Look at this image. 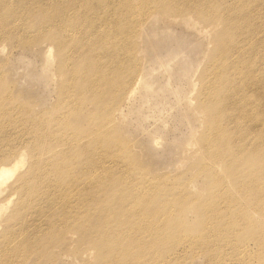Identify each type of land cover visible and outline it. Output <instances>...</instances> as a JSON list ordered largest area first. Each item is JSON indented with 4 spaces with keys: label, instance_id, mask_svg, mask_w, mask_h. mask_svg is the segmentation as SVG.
I'll use <instances>...</instances> for the list:
<instances>
[{
    "label": "rangeland",
    "instance_id": "rangeland-1",
    "mask_svg": "<svg viewBox=\"0 0 264 264\" xmlns=\"http://www.w3.org/2000/svg\"><path fill=\"white\" fill-rule=\"evenodd\" d=\"M67 1L70 3L68 6H71V3L80 0H9L5 7L0 8L1 17L2 14L9 13L11 6L15 8L18 2L21 8L15 9L16 16L25 15L26 18L22 25H30V29L26 30V35H22L15 29L14 32L12 31L13 36L0 40V98H2L0 101H3L0 103V132L3 131L4 126H7L8 130V132L0 133V164L12 160L10 158L23 152L25 163L18 173L20 175L30 168L31 160L39 162L40 159L43 161V171L48 169L47 171L51 172L59 167V170L63 169L64 173L72 175L73 172L75 176L74 169H76V173H80L81 181H86L84 178L91 169L92 176H99L100 170L97 169L99 166L96 167L95 164L97 150L100 151L101 156L115 155L119 156L120 160L126 158L134 166L122 161V163L110 164L111 161L106 160V164L101 167L104 169L113 168L116 175L124 174L126 178L129 177V181H134V184L140 182L139 178L145 177L144 183L154 186L155 194L163 193L171 201V206H173L171 214L175 212L172 218H175L178 210L184 212L181 226H185V228L177 237L179 242L172 243L171 239L167 237L164 246H160V251L163 250L164 253L170 251V248L174 249V253L178 251L179 254H176L180 258L178 257V260L176 259L172 264H212L213 262H215L214 264H264V200L248 202L245 204V208L243 205L240 206L245 211V217H250L249 222L253 231L252 228L250 233L243 231L240 237L235 238L232 236V229L238 230L243 224L240 221L241 216L236 213L238 207L235 202L247 201L248 189L244 187L245 182L241 180L242 186L238 187L232 183V178L223 169L215 168L214 175L219 178L220 184L214 186L212 183L214 175L212 177L204 170L202 171L203 165L209 162L201 145L202 140L210 137L209 132L215 127V115L205 108L206 88L213 83L215 76L219 75L218 78L222 80L221 85L230 91L231 80L226 83L224 80L232 68L242 61L241 59L239 63L223 70L214 67V59L219 56L221 48L217 37L219 40L222 37L226 41L230 40L229 36L224 33V25L205 21L192 11H185L175 17L177 13L173 12L170 7L166 5L161 8L155 7L151 0H128L134 6L135 19L132 22L134 23L136 19L139 21L143 17L142 12L151 9L155 11L152 15L156 16V29L151 26L135 28L132 22L129 24L130 26L128 25L129 28L134 26L133 29L138 32L136 36L134 35L131 44L129 43L136 51L132 55L134 59L129 56L125 62L137 63L138 72L147 70L149 67L155 69L151 76L154 89L160 85L163 86L162 84L167 82L169 77V88H163L162 94L159 91V94H156L155 98L147 105H142L140 93L132 99L130 104H126L121 95L122 91L114 92L112 90L110 94L105 91L109 87V82H105L107 85H102L104 91L99 93L97 90L96 94L91 92L93 96L88 98L99 99L103 106L110 107L111 115L108 117V115H104L105 111H100L92 101L88 100L83 88H79L74 94H69L71 105L74 107L67 102H62L60 98V86L65 85L66 77L70 73H81L85 68L92 67L95 61L102 59V56L99 53L86 55L87 43L85 42L78 44L77 41L69 44V46L76 45L78 47L79 55L74 54L72 57L63 58L62 49L66 48L67 43L64 45L53 44L46 35L39 37L35 42L32 41L37 38L38 33V28L34 29L33 25L43 19L39 14L46 12L45 16L58 19L63 14L60 4H65ZM113 1L121 3V0ZM83 2L89 3V5L97 4L96 0H83ZM122 10L121 12L124 13L125 10ZM65 15L68 16V14ZM49 26L52 28L48 31L49 33L60 29L56 23H51ZM201 29L208 31L205 37H202L198 32ZM124 47L125 43L120 41L115 49L119 51ZM48 48L50 49L49 53H47ZM175 50L178 51V54H170ZM62 59L65 60L64 63L61 62ZM101 73H103L101 76H104L106 70L102 68ZM84 78L90 79L87 75ZM100 79L102 80L103 77ZM109 79L114 84L117 77L109 75ZM171 87L176 89L179 96L175 95ZM118 88L121 89V85ZM230 92L234 93V91ZM78 100L82 102H78ZM150 110H159L160 119L157 120L152 116L148 117V120L145 119L144 114ZM95 121L101 124V128L99 124L95 125ZM27 125L31 129L40 126L43 129V134H47L46 136L51 138L50 140L48 138L47 143L38 142L35 154L30 153L33 140L29 139V133H25ZM90 126L93 127L88 130ZM92 129L94 132L91 135ZM157 129H162L163 132L156 146L152 144L151 133ZM57 137L65 141L70 138L74 139L78 143L70 149L76 148V150L68 156V152L71 153L69 145L56 143L54 139ZM96 138H99L100 147L98 149L94 147V145L98 146L97 143H94ZM148 142H151V145ZM212 143L218 147L221 145L218 140H214ZM111 145H114L113 149H111ZM122 147L127 150L125 152L118 151ZM9 153L13 155L7 157ZM31 168L33 167L31 166ZM51 176L56 180V184L62 183L56 177L55 172L51 173ZM61 177L65 181L68 180L65 175H61ZM89 182H91V187L94 186L93 179ZM111 182L108 180L106 184ZM67 183L72 185L71 182ZM106 184L104 186L96 185L94 189L97 191L94 196L90 189L86 191L81 188L79 190L82 195L90 194L89 204L93 211L85 220L82 231L95 229L97 223L94 218L95 212L105 216L100 208L102 204L105 205L104 209L107 210L109 216L115 217L110 212H116L117 207L111 208V201L107 199L110 190ZM129 185L132 186V183ZM13 193L14 191L10 189L1 196V200H7L10 197L13 199L7 207H4L6 211L0 215V240L3 239V236H10L12 230L13 233L17 231L14 234L16 236L14 242L18 243H12L9 246L11 254L24 251L22 259L17 264H105L96 250V243L103 235L101 227L97 228L95 232L92 231L90 238L87 235H81L79 231L66 229L67 223L64 221L66 215L60 210L57 211V208L46 210L47 212L41 213L43 215L38 214L35 217V214H32L33 217L29 219L26 228L27 236H34H29L30 238L26 236L30 242L26 243L27 238H24L22 244V228L19 224L22 218H17L16 209V202H19L20 194L13 195ZM156 208H160L158 203L152 204L148 210ZM214 210H216V222L212 220ZM14 211L15 213H13ZM68 212L72 213L73 210H68ZM201 215L209 216L204 225L200 222ZM121 221L123 220L117 217L114 223ZM33 222L35 223L33 224ZM208 222L212 226L213 224L217 225L216 237L220 241L215 246L213 245L214 247H208L200 236L202 228L205 230V226L208 227ZM168 224L175 223L169 221ZM37 225H39V229ZM37 229L39 231L41 229L42 232ZM74 229H76L75 226ZM244 229L246 230L247 227ZM47 230L51 231V235ZM58 232L59 234H57ZM18 234L20 235L18 236ZM36 234L41 237L39 238ZM118 235H121L120 230H114L107 235L108 238H103V243L105 245L110 243L112 241L110 238L114 240ZM206 236L209 237V234ZM227 237H229L228 246L225 244ZM33 240H36L34 242L36 244H33ZM118 242L130 246L129 239L126 240L123 236ZM131 246L133 247L134 244ZM2 249L3 247H0V251ZM199 250L201 251L199 252ZM88 252H93L92 258L87 256ZM220 256H224L225 260L219 259ZM12 259L10 263V258L7 259V264H12L14 261Z\"/></svg>",
    "mask_w": 264,
    "mask_h": 264
},
{
    "label": "bare ground",
    "instance_id": "bare-ground-1",
    "mask_svg": "<svg viewBox=\"0 0 264 264\" xmlns=\"http://www.w3.org/2000/svg\"><path fill=\"white\" fill-rule=\"evenodd\" d=\"M8 1L9 0H0V8L5 7V4ZM151 1L152 4H155V7L161 8L164 5L170 7L173 12L177 13L175 17L180 13H185V11H192L202 17L205 21H213L214 24L219 23L221 25L222 23L224 25V33L229 36L230 40L226 41L223 37L219 40L217 37V42L221 43V48L218 53L219 56H216L214 59V67H217L218 70L232 67L242 59L238 65L236 64L235 68H232L230 74L227 75L224 80L225 83L231 80L229 87H232L230 88V91H234V93H231L227 88L221 85L222 80L218 78L219 75H216L213 83L206 88L207 101L205 102V108H208V110L211 111L210 113L213 112V115H215V127L209 132L211 136L204 138L201 144L206 153L205 156L210 162L209 166V162L206 163V165H203L204 167L202 168V171L204 170L205 173L207 172L212 176L214 175L215 168H219V170L221 168L232 178L231 181L234 185L241 187L242 180V182H245V185L243 184L244 187L248 189L247 201L235 202L236 207H238L236 213L241 216L240 221L243 222L238 230L232 229V236L238 238L243 231L250 233L251 228L253 231V227H251L249 222L250 217H245V211L240 206L243 205L245 208V204L248 202L253 200L256 202H258V200H264V0ZM96 3L97 4L93 3L92 5H89V3L80 0L79 2L71 3V6H68L70 3L67 1L65 4H60V10L63 14L58 19L45 16L46 12H41L39 15H41L43 19L33 25L34 29L38 28L37 38L33 39V42L39 37L46 35L48 36V40L53 42V44L64 45V43H67L66 48L62 49L63 58L72 57L74 54L79 55V49L76 45L69 46V44L77 41L78 44L80 42L87 43V47H85L86 55L90 56L99 53V55L102 56V59L95 61V64H93L92 67L85 68L81 73H70L66 77L67 81L64 82L65 85L60 86L61 101L67 102V104L71 105V96L69 94H74L79 88H83L85 89V95L88 98L93 96V94H96L97 90L99 93L104 91L105 89L102 85H107L105 82H109V87L105 90L107 93L110 94L112 90L114 92L122 91L121 95L126 104H130L132 99L136 98V95L140 93V101L142 105H147V103L155 98L156 94H159V91L160 94H162L161 92L164 91L162 90L163 88H169L170 78L168 77V80H166L167 82L162 84L163 86L160 85L158 88L154 89L151 76L154 74L155 69H150L151 67H149L147 70H142V68V71L138 72L137 63L130 61L126 63L125 60L136 53L135 48L129 45L134 39V35L136 36V33L138 32V30L133 29L134 26L135 28L151 26L156 29V16L152 15L155 11L151 9L146 11L143 10V17L139 21L136 19L133 23L132 21L135 19V13L134 6L131 4L132 2L128 0H121V3L113 0H96ZM18 8H21V5L17 2L15 8L11 6L9 13L6 15L2 14L3 17H0V40L1 38H9L10 36H13L12 31L14 32L15 29L18 30L17 32L22 33V35H26V30L30 29V25H22L23 20L26 18L25 15L21 14L20 17L16 16L15 9L17 10ZM121 10L124 11V13H122ZM65 14H68V16ZM131 22L134 26L132 25L133 27L129 28L128 25L131 24ZM51 23L58 24L60 29H55V32L49 33L48 31L52 29L49 26ZM67 26L72 28H68ZM198 32L202 37H205L208 31L201 29L198 30ZM163 34L165 33L163 32ZM120 41L125 43V47L117 51L115 47ZM49 51L50 49L48 48L47 53H49ZM170 54L176 55L178 54V51H172ZM132 58L134 59V56H132ZM64 61L65 60L63 59L61 60L62 63H64ZM102 68L106 70L104 76H101L103 75V73H101ZM98 70L99 72L97 73ZM86 75L90 79L84 78ZM109 75L114 78L117 77L114 84L110 81ZM102 77L103 79L101 80L100 78ZM119 85H121V89L118 88ZM171 90L175 92V95L179 96V93H177L175 88L171 87ZM87 98H85V100H87ZM1 99L2 98H0V100ZM88 100L92 101L100 111H105L104 115H108V117L111 115L109 113L111 112L110 107L107 105L103 106L101 100L90 98H88ZM1 102L3 101H0V103ZM78 102L82 101L78 100ZM71 106L74 107L73 105ZM151 116L159 120V110H150L147 114H144V118L147 120L148 117L150 118ZM95 122V125L99 124L97 121ZM6 127L7 126H4L2 128L3 131L0 133H3L4 131L8 132ZM92 127L93 126L88 127V130ZM99 127L101 128V124H99ZM26 130L25 133L30 134L28 135L29 139L32 138L35 143L33 145L32 141L30 153L35 154L38 149L37 143L40 141L47 143L50 136L43 134V129L40 126L33 129L28 127ZM93 132L94 129L91 130L90 134L92 135ZM162 132V129H157L151 133L153 145L158 144ZM50 139L51 138H49V140ZM54 140L56 143H66V145H69V151H71V153L68 152V156L76 150V148H70L78 143L72 138L65 141L62 138L57 137ZM214 140H218L221 145L219 147L214 145L212 143ZM94 143L98 144V146L94 145V147L98 149L100 147L99 138L94 139ZM148 143L151 145V142ZM113 148L114 145H111V149ZM126 150L125 147H122L118 151L125 152ZM99 153L100 151L97 150L95 155V164L97 165L96 167L99 166L97 169L100 170L99 176H92L93 171L91 169L90 172H87L86 178H84L86 181H81L80 173H76V169H74L75 176L73 172L72 175L64 173L63 169L59 170V167L54 171L51 170V172H48V169L43 171V161L40 159L39 162L34 161V159L31 160L30 168L20 175L18 173L25 163V155L23 152L16 157L10 158L12 160L1 163L0 215L6 211L4 207H7L13 199V197H10L7 200H1V196L11 189L14 191L13 195L20 194L19 202H16V209L17 218H22L19 223L23 234V236L21 234L23 240L22 244L27 237L30 238L29 236H34H27L28 231L26 228L29 219L33 217L32 214H35V217L46 210H54L57 208V211L60 210L66 215L64 220L65 223H67L65 225L66 229L70 228L71 230L79 231L81 235H87V237L90 238L93 233L92 231L95 232L97 228L101 227L103 235L96 243V250L105 264H172V262L179 257L177 256V254H179L177 253L178 251L176 254L173 251L174 249L170 248V251L164 253L163 250L160 251V246H164L163 244L166 243L165 239L167 237L171 239L172 243L179 242L177 237L182 233L181 230L185 228V226H181L184 219L183 210H178L175 218H172V215L175 212L171 214L173 208L170 203L171 201L168 200V197L163 193L159 195L155 194L154 186L146 185L147 183H144L145 177L139 178L140 182L134 184V181H129V177L126 178L124 174H122V176L116 175L113 168L104 169L101 167L106 164V160L111 161L110 164L128 162L129 165L134 166L131 161L126 158L120 160V157L115 155L111 157L101 156ZM12 155L9 153L7 157ZM31 166L33 168H31ZM54 172L56 173V177L62 182L61 184H56V180L51 176V173ZM61 175H65L68 180L65 181ZM92 179L94 186L91 187V182L89 181ZM108 180H111L112 182L106 184ZM67 182H71L72 185H68ZM131 183L132 186L129 185ZM212 183L214 186L215 184H220V180L219 178H216V175H214ZM105 184L110 190L107 199L111 201V208L117 207L116 212H110L115 217L109 216L107 210L104 209L105 205L102 204L100 208L105 213V216H102L99 212H95L94 218L97 221L95 229L92 231H82L85 220L93 211H91V206L89 204L90 194L82 195L79 190L81 188L86 191L90 189L93 191L92 193L94 196L97 191L94 187L96 185L104 186ZM112 193L113 197L111 198ZM155 203H158L160 208L148 210V208ZM68 210H73V212L70 213ZM15 211L13 213H15ZM117 217L121 218L123 221L114 223V220ZM207 219H209V216L206 217L201 215L200 222L204 225L207 223ZM212 220L215 222L217 221L216 210L212 212ZM169 221L174 222L177 225L168 224ZM34 223L35 222H33V224ZM54 224L55 223H53V225ZM74 226L76 229H74ZM245 227H247L246 230L244 229ZM37 228L39 229V225H37ZM48 228L50 230V226ZM125 228L126 231L124 232ZM38 229L37 231H39ZM114 230H120L121 235H118L114 240L110 238L112 241L105 245L103 243V238H108L107 235ZM235 230L236 233L234 232ZM216 231L217 225L213 224L212 226L210 222H208V227L205 226V230L202 228L200 236L202 241L208 245V247H214L215 244L220 241L216 237ZM13 232L14 231L12 230L10 236H3V239L0 240V247H3L0 251V264H7L6 260L9 258V263L13 258L14 261L12 264H17V262L23 257L22 254L24 251H19L16 254H11L9 252L11 250L9 246L12 243H18L14 242V237H16L14 234H16L17 231H15V233ZM34 232H36L35 229ZM57 234H59V232ZM206 234H209V237H207ZM19 235L20 234H18V236ZM121 236L126 240L129 239L130 243L128 244H130V246L118 242ZM40 237L41 235L39 238ZM28 238L25 241L26 243L29 241ZM228 238L229 237L225 240L227 246L229 245ZM36 240L32 241L33 244H36L34 243ZM132 244H134L133 247L131 246ZM200 251L201 250H199V252ZM183 252H185L184 249ZM86 254L89 258H92L93 256V252H88ZM219 259L224 261L225 257L220 256ZM214 263L215 262L212 264Z\"/></svg>",
    "mask_w": 264,
    "mask_h": 264
}]
</instances>
